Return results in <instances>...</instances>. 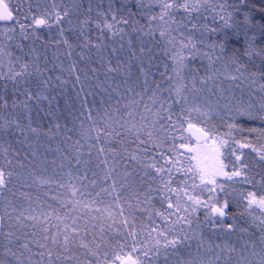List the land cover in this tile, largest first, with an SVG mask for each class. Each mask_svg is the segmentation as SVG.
<instances>
[{
  "label": "snow or ice",
  "instance_id": "6c2138e0",
  "mask_svg": "<svg viewBox=\"0 0 264 264\" xmlns=\"http://www.w3.org/2000/svg\"><path fill=\"white\" fill-rule=\"evenodd\" d=\"M0 37V264H264V212L254 215V206L264 209V0H108L106 7L103 0H89L87 7L78 0H0ZM61 46L68 57L79 48V60L65 67ZM105 50L115 64L103 55ZM205 59L209 66L220 64L238 87L248 86L247 100L225 103L226 122L219 106L190 97L200 91L196 61ZM73 75L80 85L77 97L84 96L79 115L70 112L72 122L63 117L61 124L57 95L64 94ZM41 113L49 118L47 125ZM213 115L225 131L212 122ZM85 120L91 122L87 127ZM98 121L104 126L97 127ZM92 129L96 140L101 133L107 140L119 139L122 152L108 149L120 160L109 163L105 156L96 165L107 166L103 178L113 177L111 191L103 187L84 202L75 197L97 184L88 175L94 145L87 157L82 153V142L93 139ZM56 137L62 140L52 148ZM178 139L185 142L177 144ZM246 149L256 155L249 159ZM104 151L101 145L99 152ZM48 152L53 153L51 163L59 154V167L67 168L72 199L62 201L68 207L63 214L41 204L34 207L31 194L22 190L30 186L21 184L23 177L35 173L37 163L44 165ZM120 162L119 187L130 189L129 196L117 190L114 174ZM182 169L184 179H174ZM137 171L140 187L129 182ZM235 183L258 184L259 193L234 188ZM102 194L114 197L118 211L103 206ZM241 198L246 201L241 215L251 217L258 237L239 226L234 215L233 223H224L230 203L241 208ZM137 212L147 213V221L138 223ZM157 220L160 225L154 227ZM206 226L224 241L206 238Z\"/></svg>",
  "mask_w": 264,
  "mask_h": 264
},
{
  "label": "rangeland",
  "instance_id": "374dc122",
  "mask_svg": "<svg viewBox=\"0 0 264 264\" xmlns=\"http://www.w3.org/2000/svg\"><path fill=\"white\" fill-rule=\"evenodd\" d=\"M7 2L15 4L17 2V0H7ZM55 2L57 4H62V3L67 4V3H71L72 0H55ZM78 2L83 3L85 5V7H87L89 0H78ZM91 2L93 4H98L101 2V0H91ZM145 2H147V0H145ZM212 2H220V0H212ZM107 3H108V0H103V4L105 5V7L107 6ZM95 14L96 13L93 12V15H95ZM210 19L211 18L209 17V20ZM141 23H143V21H141ZM42 35H44V33H42ZM62 47H64V46H62ZM50 48L53 51L55 49V46L53 45ZM90 48L94 49L93 45H90ZM60 52H61V50H60ZM158 55H160L162 59H166V58H163L162 53L158 54ZM61 59L64 61L65 67H67V64L70 63L68 56H61ZM195 66L197 68H200L199 73H196V77H197L196 78V88L200 89V91L190 93V97H191V95L194 94L197 102L200 103L201 105H206V106H209L212 108H217V106H219V109L221 111V115L224 117V120L226 122L227 110L224 108L225 103H227L229 101H232L234 103L237 99H240V98L247 100L248 96H249L248 86L245 85V87L243 89L238 87L237 84L239 82H233L230 79L229 73H227L221 67L220 64H215L214 66H209L208 61L205 59L203 61H199V60L196 61ZM161 70H163L162 64H161ZM202 76L205 77L204 81L200 80V77H202ZM157 77H158V73H157ZM186 83L188 85V88L191 89V87H192L191 73H189V75L186 79ZM129 95H131V94H129ZM137 99H139V97H137ZM145 102H147V98H145ZM139 110L140 111L143 110V104H141L139 106ZM212 122L216 123L220 127V131L226 130L225 127L220 125V118L219 117L213 115V121ZM181 142H185V141H182L179 139L177 140V144H179ZM191 142L195 143L194 141H192V139H191ZM181 151L186 152L187 150L182 149ZM245 152L249 153V159H252V157H254L256 155L255 153H251V151L247 150V149L245 150ZM186 163H187V161H185V164ZM228 170L229 171L232 170L231 165H229ZM257 171H259V169H257ZM176 174L179 175V178H181L182 180L184 179L183 169H182L181 173H176ZM46 179L50 180L51 183H41L40 180L36 179V177H32V180H33L32 182L35 181V183H37V186H39V185L41 187L47 186L52 191V194H49V193H47L48 189H46L45 193L41 192L40 194L34 193L33 195H31L32 200H33V206L35 207L37 204H41L43 206V208L45 210H48V211L54 210L59 214H63L65 212H67L68 207H65L64 204L62 203V201L72 199V193L70 191V188L67 186L69 184V177L66 175V177L64 178L66 181L63 178H61V181H60V179L56 178V176H52L51 174H49L48 176H46ZM218 179L220 180V182H224V180H225V178H223V177H220ZM255 179L258 182L261 179V177L259 175H256ZM120 181H121V183H123L122 179H120ZM129 182L132 183L131 178H130ZM71 183L78 184V181L72 180ZM197 183H199L198 179H197ZM61 185H65V186L62 187ZM232 186L234 188H237V189H244L246 191L247 190L257 191L259 193V185L258 184L255 188H253L251 185H247V184H243V183H235ZM66 187L69 189L67 191L68 194L65 191ZM29 189L33 190L32 188H29ZM81 190H83V189H81ZM52 195H54V196L52 197ZM102 195H105V194H102ZM17 196H19V195H17ZM75 198L82 200L84 202H87L92 197L89 194L87 195L85 193H82V195L76 196ZM103 199H104V197H103ZM142 199H143V197L141 196V200ZM17 200L21 201L20 198H18ZM155 200L159 201V197H154V201ZM133 204H135V199L133 200ZM52 205L55 207L52 208ZM114 205L115 206L112 208V210L118 211L117 205L116 204H114ZM245 205H246V201H243L242 198H241V208H237V206L234 203H230L229 208L226 209V211L228 213H230L231 215L226 216L227 218L226 217L223 218L224 223H226V224L227 223H233L232 216L234 215L237 218L236 223L239 226H242L241 223L243 220L251 225V217H249L246 212L243 214V216L241 215L242 209ZM49 206H51V208H49ZM69 207H70V205H69ZM261 212H264V209H260V208H258V206H254V215L255 216L259 217ZM136 215H137V222L138 223L140 222L141 219L144 220L145 222L147 221V213H144L143 216H141L140 212H137ZM203 217H204V212H203V210H201V212H200L201 220H203ZM217 223H219V220H217ZM153 226L155 227V225H153ZM254 231L259 232L258 229H255ZM204 235L206 238H210L216 243H221L225 239L224 236L214 234L213 230L208 226H206L204 229ZM257 236H259V233ZM235 239H236L235 235H233L230 238L231 241H234Z\"/></svg>",
  "mask_w": 264,
  "mask_h": 264
},
{
  "label": "trees",
  "instance_id": "16d2710c",
  "mask_svg": "<svg viewBox=\"0 0 264 264\" xmlns=\"http://www.w3.org/2000/svg\"><path fill=\"white\" fill-rule=\"evenodd\" d=\"M157 11H159L158 8H157ZM177 18H179V17H177ZM109 19H110V17H109ZM91 34L93 36V39L95 40V38H96V36L98 34V30L96 29L95 25H93L92 28H91ZM0 38H2V37H0ZM115 46L118 47V42L116 43ZM93 47H94V45H93ZM64 48H65V46L64 47H62V46L60 47V50H61V53H62L61 56H64L63 55ZM79 51H80V49L77 48L75 50L73 56L72 57H68L70 62L73 59L79 60V57H78ZM52 52H53L52 49L49 48V56L52 55ZM91 55H93L94 57L96 56V53H95L94 49L91 52ZM103 55L109 57L110 59H112L113 60V64H115V62H116L115 61V57L114 56H109V52L107 50L103 51ZM96 63H99L98 59L96 60ZM4 70L6 71V69H4ZM57 71H58V69H54L53 70V74L55 75ZM64 75L67 76V73H65ZM101 79H103V74L102 73H101ZM0 83H2V82H0ZM79 87H80V85L75 80V76L73 75V76H71L69 78V83L66 84L64 86V88L62 89L64 94L62 96L61 95H57V99L60 102V111L63 113V116H62V118L60 120L61 124H64L66 122L63 117H67V121L68 122H72V117L68 115L70 112L73 113L74 115H79V111L78 110L81 108L80 98H82L84 96V93L81 92L80 93V98L77 97V92L79 90ZM98 90L99 89H97V91ZM60 91H61V89H57V93H59ZM91 99H92V97L89 96V100H91ZM45 107H46V103H45ZM41 118L43 119L44 124L47 125L49 118L48 117H44L42 113H41ZM33 119H34V121L37 120L35 112L33 114ZM90 123H91L90 121L85 120V126L86 127L89 126ZM75 124H76V128L78 129L79 128V122L75 121ZM70 126H71V123H70ZM103 126H104L103 125V121H98L97 127H103ZM117 131H119V129H117ZM92 132H93V139L90 142H82L83 143L82 153H83V157H87L88 156V148H89V146L90 145H94V147H92V165L90 166V171H89L88 175H89V180L95 179V180H97V184L95 186L89 184L87 191L81 190V192L85 193L87 195L89 194L92 197L91 199H95L96 198L95 197V193L101 191V188L108 187L109 191H111V184H112V179H113V177L110 176L107 179V181H105L103 177H104V172L107 169V166L103 165L101 163L100 166L97 168L96 165L100 161H103L105 156L108 157L109 163H111L113 158H115L116 160L119 161L120 157L119 156L113 157V153L109 152L108 149H115L117 151L122 152V146L120 144L119 139L113 138L111 140H107V139L104 138V134L103 133H101V139L100 140H96L95 139V129H92ZM124 135H126V134H124ZM130 139L131 138H129V140ZM56 140H62V137H56L55 139H53L51 141V147L52 148L56 147ZM46 144H47V141H45V145ZM101 145H103L104 148H105L104 152H99V149H100ZM15 146L19 147V145H15ZM131 150H132V147L129 145V151H131ZM39 151H40V153H44L46 151V147L45 146H41ZM151 154L152 153H149V155H151ZM157 155H158V153H157ZM52 156H53V153L52 152H48V160H47V162L44 165H41V164L37 163L35 165L36 172L33 173L30 177L28 175H25L23 177V179L21 181V184H23L25 182L26 183L28 182L29 184L27 183V185H30V186H24L23 189H22L23 191L29 192L31 195H33L34 193H38V194H40L41 192L45 193L46 189H48L47 193L52 194V191L50 190L49 187H47V186L41 187L40 185L37 186V183H35V181L32 182L33 181L32 177H36V179H38L37 177H42L43 179L48 180V179H46V176H48L49 174H51L52 176H56V178L60 179V181H61V178L64 179L66 177L67 168L61 169L59 167V154H56V156H57V163L56 164L51 163ZM162 162L163 161H161V163ZM0 164H3V153L2 152H0ZM45 169H47V170H45ZM29 171H31V169H29ZM92 171H96L97 175L95 177L92 176V174H91ZM123 171H124V166H123V163L120 162L118 167H117V169H116V174H114L115 178L117 180V190L120 191L123 196H129V195H131V190L130 189H128L127 187H125L124 189H120V187H119V185L121 184L120 179H121V174H122ZM128 171H131V168H129ZM177 176L179 177V175L174 174L173 178L176 179ZM140 177H141V174L139 173V171L134 173L133 176L131 177V182L132 183L134 182V186L135 187H140V183H141ZM179 179L182 180L181 178H179ZM49 183H51V182H49ZM84 183L87 184L88 181H85ZM174 186H176V185H174ZM29 188H32L33 190H30ZM146 188H147V181L144 183L143 187L140 189L141 192L144 191ZM68 190L69 189L66 187L65 191L67 192ZM15 191L17 192V194L21 191L20 184L16 185ZM67 194H68V192H67ZM53 196L54 195H52V197ZM103 197H104V199H103ZM18 198H20L21 201H23V199H24L22 196H17V199ZM100 200H101L103 206L112 205V208H113L115 206L114 204H116V203H114V197L112 195H108V194L102 195L100 197ZM155 202L157 204V207H159V201L155 200ZM2 203H3L2 198H0V211L3 210ZM25 203H27V202H25ZM54 207L55 206L52 205V208H54ZM96 207L99 208V207H101V205L98 204ZM125 207H127V205H125ZM165 207H166V205H165ZM88 211H89L90 214H96L95 209H89ZM154 225H155V227L156 226L158 227V225H160V220H157ZM241 225L243 227H249L250 231H254L255 230L254 226H250V224H248L244 220L242 221ZM97 230H99V229H97ZM258 233L259 232H256V235H258ZM141 236H143V233H141Z\"/></svg>",
  "mask_w": 264,
  "mask_h": 264
},
{
  "label": "water",
  "instance_id": "95a60500",
  "mask_svg": "<svg viewBox=\"0 0 264 264\" xmlns=\"http://www.w3.org/2000/svg\"><path fill=\"white\" fill-rule=\"evenodd\" d=\"M189 135H190V134H189ZM191 139H192V141L196 142V141H195V137H194V136H193Z\"/></svg>",
  "mask_w": 264,
  "mask_h": 264
},
{
  "label": "flooded vegetation",
  "instance_id": "af4514ba",
  "mask_svg": "<svg viewBox=\"0 0 264 264\" xmlns=\"http://www.w3.org/2000/svg\"><path fill=\"white\" fill-rule=\"evenodd\" d=\"M227 218V217H226Z\"/></svg>",
  "mask_w": 264,
  "mask_h": 264
}]
</instances>
